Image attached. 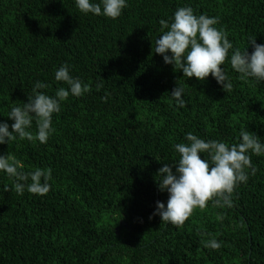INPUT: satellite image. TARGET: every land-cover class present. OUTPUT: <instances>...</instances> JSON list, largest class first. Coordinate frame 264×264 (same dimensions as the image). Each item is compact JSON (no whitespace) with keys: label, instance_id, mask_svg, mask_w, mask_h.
<instances>
[{"label":"trees","instance_id":"1","mask_svg":"<svg viewBox=\"0 0 264 264\" xmlns=\"http://www.w3.org/2000/svg\"><path fill=\"white\" fill-rule=\"evenodd\" d=\"M126 2L110 19L80 12L76 0H0V122L11 130V108L27 102L37 81L53 97L68 89L55 79L65 64L91 88L61 102L47 143L0 144L25 172L52 170L45 195L17 194L0 171V264H264V154L250 153L255 174L246 169L230 207L210 201L183 227L153 215L169 197L156 173L178 161L174 145L188 143L187 133L232 145L245 128L264 143V81L241 79L230 64L235 49L252 53L250 38L264 44V0ZM183 6L218 17L228 33L233 49L222 67L231 92L211 74L184 77L155 53L159 21L171 23ZM177 85L184 107L171 95ZM210 239L221 248L205 247Z\"/></svg>","mask_w":264,"mask_h":264},{"label":"clouds","instance_id":"2","mask_svg":"<svg viewBox=\"0 0 264 264\" xmlns=\"http://www.w3.org/2000/svg\"><path fill=\"white\" fill-rule=\"evenodd\" d=\"M76 5L82 13L103 15L110 19H117L128 6L126 0H100V3L76 0ZM218 23V17L196 15L190 6L179 7L171 23L165 19L159 21L162 34L155 41V53L162 55L164 62L172 64L174 70H182L184 77L203 81L211 74L224 91L231 92L233 85L222 66L229 60V50L233 49V44L228 39V33L216 27ZM248 44L254 48L252 53L249 54L247 48L244 51L235 49L230 56L231 67L241 74V79L253 77L257 81H264V44L256 43L255 37L250 38ZM55 79L65 82L69 88H59L53 97L37 91L49 87L37 81L32 89L33 95L28 96L27 102L11 108L8 114L14 121L11 130L6 122H0V144H9L17 138L47 143L55 131L52 117L61 111V102L66 101L70 94L80 97L91 90L89 84L70 75L67 64L56 71ZM102 86L97 84V90ZM184 92L185 89L178 85L171 92L179 107L185 106ZM34 120L35 134L29 130ZM240 137L239 143L229 145L218 140L206 141L191 132L187 133L188 143L174 145L179 154L178 161L171 166L165 163L156 173L159 189L166 190L169 197L166 207L163 202L157 201L153 215L159 214L161 221L183 227L197 209L203 211L210 201L230 207L236 187L248 180L246 169L251 168L252 174H255L250 153L264 154V143L260 142L258 135L242 128ZM202 153H206L208 158H202ZM0 171L14 178L12 187L19 195H23L25 188L37 195L50 191V168L25 172L14 155L6 154L0 155ZM29 179L31 183H25ZM3 190L8 192L10 188L4 185ZM204 246L219 250L221 243L210 239L204 242Z\"/></svg>","mask_w":264,"mask_h":264}]
</instances>
